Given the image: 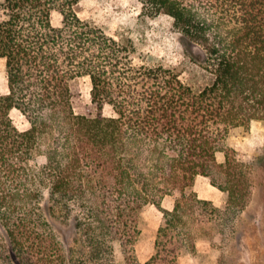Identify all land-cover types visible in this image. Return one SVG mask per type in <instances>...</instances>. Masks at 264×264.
Instances as JSON below:
<instances>
[{
  "label": "trees",
  "instance_id": "obj_1",
  "mask_svg": "<svg viewBox=\"0 0 264 264\" xmlns=\"http://www.w3.org/2000/svg\"><path fill=\"white\" fill-rule=\"evenodd\" d=\"M80 1H0L9 89L0 94V264H78L77 255L114 264L115 242L123 264H180L199 243L234 237L256 166L227 139L264 121V0H138L144 15L173 20L209 77L201 89L162 64H138L133 45L78 15ZM82 77L96 115L75 111L71 84ZM198 176L226 195L224 207L199 196ZM148 205L163 218L142 263L135 245ZM51 213L73 218L80 250L67 252Z\"/></svg>",
  "mask_w": 264,
  "mask_h": 264
},
{
  "label": "rangeland",
  "instance_id": "obj_2",
  "mask_svg": "<svg viewBox=\"0 0 264 264\" xmlns=\"http://www.w3.org/2000/svg\"><path fill=\"white\" fill-rule=\"evenodd\" d=\"M1 1V0H0ZM78 15L102 27L110 35L126 45H133L142 59L136 62L162 64L178 73L181 79L201 89L209 82V77L198 64L188 55L189 43L178 33L173 20L167 16L149 17L142 13V4L138 0H81L76 6ZM0 10V21H1ZM55 25H60L62 16L55 13ZM0 58V94H7L8 77L6 62ZM73 104L77 114L96 115L98 110L92 100V84L89 77L78 78L71 84ZM16 125L25 130L29 124L25 117L16 109L12 112ZM106 116H114L112 107L104 108ZM50 142V136L41 139V148ZM227 144L235 149L242 160L254 161L256 169L251 175L253 189L247 208L236 220L235 236L212 245L201 242L197 251L184 254L180 264H264V121H253L248 127H239L231 131ZM224 162V154L218 155ZM195 191L200 197L208 198L219 206L226 204V195L214 187L210 180L198 176ZM48 195L45 196V200ZM47 202V201H45ZM174 199L168 197L163 206L170 208ZM163 214L154 205H148L140 213V235L135 245L136 253L142 263L147 262L155 252L157 232L162 222ZM56 232L68 253L80 250L77 247L79 235L73 218L63 214L49 215ZM237 232V233H236ZM78 249V250H77ZM78 256V255H77ZM75 257L76 263L84 264V259ZM124 255L121 245L114 243V264H123ZM87 261V260H86ZM87 264H97L88 261Z\"/></svg>",
  "mask_w": 264,
  "mask_h": 264
},
{
  "label": "crops",
  "instance_id": "obj_3",
  "mask_svg": "<svg viewBox=\"0 0 264 264\" xmlns=\"http://www.w3.org/2000/svg\"><path fill=\"white\" fill-rule=\"evenodd\" d=\"M203 198V197H202ZM205 199H208V198H205ZM210 200V199H209ZM213 201V200H212ZM173 206H174V204H173ZM173 206L172 207H170V208H168V209H172L173 208Z\"/></svg>",
  "mask_w": 264,
  "mask_h": 264
},
{
  "label": "bare ground",
  "instance_id": "obj_4",
  "mask_svg": "<svg viewBox=\"0 0 264 264\" xmlns=\"http://www.w3.org/2000/svg\"><path fill=\"white\" fill-rule=\"evenodd\" d=\"M4 61V60H3Z\"/></svg>",
  "mask_w": 264,
  "mask_h": 264
}]
</instances>
